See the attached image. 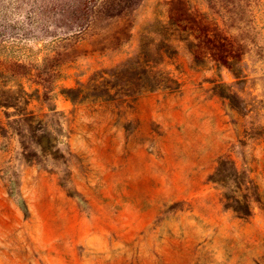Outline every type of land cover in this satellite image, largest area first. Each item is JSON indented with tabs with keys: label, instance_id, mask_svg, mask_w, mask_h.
Listing matches in <instances>:
<instances>
[{
	"label": "rangeland",
	"instance_id": "rangeland-1",
	"mask_svg": "<svg viewBox=\"0 0 264 264\" xmlns=\"http://www.w3.org/2000/svg\"><path fill=\"white\" fill-rule=\"evenodd\" d=\"M169 20L178 89L64 96ZM0 96V264H264V0H0ZM220 159L257 185L249 217Z\"/></svg>",
	"mask_w": 264,
	"mask_h": 264
},
{
	"label": "trees",
	"instance_id": "trees-1",
	"mask_svg": "<svg viewBox=\"0 0 264 264\" xmlns=\"http://www.w3.org/2000/svg\"><path fill=\"white\" fill-rule=\"evenodd\" d=\"M181 34L173 20L157 22L155 27L148 26L141 35L138 50L133 56L113 68L93 73L85 83L77 82L76 87L64 91V96L75 103L118 101L135 99L146 93L178 89V82L163 65L166 60L175 57L173 41ZM3 94L6 93L1 92L2 96ZM9 98L13 100L11 103L15 107L24 100L22 92H15ZM4 100L0 96V106H3ZM24 103L27 105L28 101L25 100ZM22 114L27 121L36 122L40 127L43 125L31 112ZM210 180L226 189L223 195L224 206L232 209L239 217H249L252 202H260L258 187L249 171L238 170L229 159L218 161Z\"/></svg>",
	"mask_w": 264,
	"mask_h": 264
}]
</instances>
